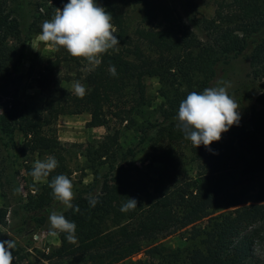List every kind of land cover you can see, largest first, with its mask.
Wrapping results in <instances>:
<instances>
[{
	"label": "trees",
	"instance_id": "1",
	"mask_svg": "<svg viewBox=\"0 0 264 264\" xmlns=\"http://www.w3.org/2000/svg\"><path fill=\"white\" fill-rule=\"evenodd\" d=\"M51 19L57 8L68 0H43ZM141 10V24L132 34L122 10V0H97L113 17L117 50L101 57L99 66L89 69L83 80L85 95L77 96L62 85V77L39 75L37 86L45 91L42 110L30 111L19 100L6 102V88L14 79L25 57L30 39L8 10V1L0 0V138L3 132L15 145L14 134L20 133V148L41 154L54 152L58 167L46 183L38 188L34 204L43 209L55 199L49 184L64 174L66 159L55 123L62 115L87 112L89 125L109 129L102 138L85 146L83 155L92 170L91 185L78 190L73 208L62 215L76 224L75 242L60 233V245L53 247L48 258L82 259L83 264H124V260L142 249V241L171 229H190L192 242L183 247L149 249L157 264H264L257 246L264 243V204L241 203L235 189L255 177L264 175V8L259 0H218L211 17H193L204 37L171 5L170 0H134ZM197 0H183L184 8L194 11ZM41 32V29H37ZM58 60L72 57L59 48ZM247 55L253 76L259 82L254 109L248 122L240 119L222 134L218 142L195 148L177 127L180 102L190 92H202L218 75L221 64ZM115 66L116 75L109 67ZM49 67V73L53 72ZM147 77H156L163 116L157 124L140 127L139 144L149 143L156 171L132 164L136 147L123 148L120 134L109 125V108L121 121L136 119L129 115L123 97L130 92L132 106L138 112L151 105ZM70 78V77H68ZM125 103V102H124ZM127 113V114H125ZM156 135L151 136V130ZM189 149L196 165L195 173L179 169V146ZM217 153V154H213ZM33 166L28 165L30 174ZM89 194L98 198L90 207ZM128 197L138 200L135 210L123 213L121 206ZM231 208L219 212L221 206ZM79 207V212L75 210ZM0 208V221L6 215ZM207 219V223L204 221Z\"/></svg>",
	"mask_w": 264,
	"mask_h": 264
},
{
	"label": "rangeland",
	"instance_id": "2",
	"mask_svg": "<svg viewBox=\"0 0 264 264\" xmlns=\"http://www.w3.org/2000/svg\"><path fill=\"white\" fill-rule=\"evenodd\" d=\"M8 10L12 17L19 23L22 32L29 35L26 43L25 57L18 67L14 79L8 84L6 96L3 101L11 102L19 100L27 104L30 111H41L45 101V91L37 86L39 75L50 77H62V85L75 93L73 82L80 81L84 86L83 77L91 69L85 60L80 63L75 60H58L59 50L39 39L41 25L45 20H50L48 7L50 3L43 0H7ZM218 0H197L194 11L184 8L183 0H170L172 7L179 12L192 26V28L204 37V34L193 22V17H211ZM264 8V0H259ZM99 6L103 7L101 4ZM122 10L125 13L126 23L131 33L141 24V10L134 0H122ZM53 67L49 73L48 68ZM70 77V78H68ZM223 80L230 82L228 94L239 105L240 119L248 122L251 112L259 110L260 105L256 101L259 94V82L253 76L250 60L247 55H242L219 67L218 75L210 82L209 87L217 86V82ZM146 84L148 94L151 96V105L145 106L138 112L136 106H132L130 92L123 97V105L131 112L136 123L129 120L121 121L113 111L114 105L109 108L108 117L110 128L120 134V143L123 148L136 147L137 154L131 163L137 167L149 171H156L160 164L153 161L152 148L149 143L139 144L142 133L140 127L149 123L157 124L163 116L160 108L164 99L160 95V83L156 77H147ZM125 102V103H124ZM127 114V113H125ZM90 114L62 115L55 123V129L62 143L61 154L66 159L67 166L63 169L73 184L74 196L84 186L91 185L94 180L92 170L87 167L83 151L88 142L102 138L109 129L105 125L90 126ZM156 129L151 130V136L156 135ZM5 138H0V208L7 212L4 222L0 221V241L12 240L15 247L12 251V264H83L82 259L48 258L53 247L60 245V233L52 235L49 226V216L53 211L62 214L68 208L54 201L49 207L39 209L34 204V198L38 188H41L46 180L35 182L28 173L27 166H33L36 160H44L49 155L55 157L54 152L38 153L30 150L22 152V136L14 134L15 145L10 136L3 132ZM179 169L183 174L191 175L196 171L193 155L189 149L179 146ZM241 198V203L233 208H243L250 204H264V175L255 177L238 185L234 190ZM223 205L217 213L227 211ZM207 223V219L204 221ZM190 229H171L170 231L155 234L142 241V249L124 260V264H157V256L151 255L149 249L155 245L165 248L183 247L192 242ZM259 254L264 259V243L257 246Z\"/></svg>",
	"mask_w": 264,
	"mask_h": 264
},
{
	"label": "clouds",
	"instance_id": "3",
	"mask_svg": "<svg viewBox=\"0 0 264 264\" xmlns=\"http://www.w3.org/2000/svg\"><path fill=\"white\" fill-rule=\"evenodd\" d=\"M112 15L97 0H68L63 8H57L50 20L41 25L39 39L59 49L63 48L69 55L85 60L91 66H99L101 57L110 50H117L120 41L117 39L116 28L112 23ZM110 75L115 76V66L109 67ZM230 82L220 80L217 86L205 88L202 92H190L183 99L176 115L177 127L183 132L195 148L203 145L212 152L210 145L218 142L222 134L238 125L240 120L239 105L228 94ZM73 90L79 97L85 95V86L80 81L73 82ZM213 154H217L214 153ZM58 167V161L49 155L44 160H36L30 175L35 182L46 180L50 173ZM49 187L53 198L66 208L72 209L74 192L70 178L60 174L52 178ZM90 207H95L98 198L89 194ZM138 200L128 197L120 211L127 213L135 210ZM75 210L79 212V207ZM52 235L66 234L69 242H75L76 224L64 215L53 211L49 216ZM12 240L0 241V264H12Z\"/></svg>",
	"mask_w": 264,
	"mask_h": 264
}]
</instances>
